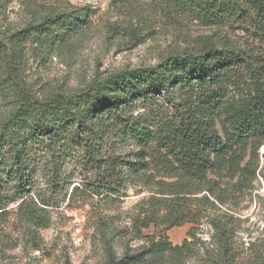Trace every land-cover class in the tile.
I'll return each mask as SVG.
<instances>
[{
    "label": "rangeland",
    "instance_id": "rangeland-1",
    "mask_svg": "<svg viewBox=\"0 0 264 264\" xmlns=\"http://www.w3.org/2000/svg\"><path fill=\"white\" fill-rule=\"evenodd\" d=\"M211 47L250 64L207 108L222 148L204 177L187 178L157 144L192 94L136 98L130 121L154 135L145 147L117 128L80 136L100 163L78 147L64 157L31 147L24 185L6 179L0 192V264H264V133L241 137L230 122L232 102L260 95L251 71L264 43L250 20L210 22L178 0H0V133L22 105L104 90L118 74Z\"/></svg>",
    "mask_w": 264,
    "mask_h": 264
},
{
    "label": "trees",
    "instance_id": "trees-1",
    "mask_svg": "<svg viewBox=\"0 0 264 264\" xmlns=\"http://www.w3.org/2000/svg\"><path fill=\"white\" fill-rule=\"evenodd\" d=\"M243 2L245 5L242 3L240 7L236 0H178L179 5L210 22H221L232 16L250 20L258 39L264 43V0ZM249 59L245 53L211 47L200 55L172 57L155 67L118 74L104 90L98 88L96 92L82 93L68 100L54 97L22 105L0 133V192L6 179H16L24 185L25 174L31 167V147H41L49 152L54 148V154L63 157L68 150L78 147V151L83 149L93 163H100L92 149V141L80 136L90 137L96 133L100 138L112 128L145 147L154 135L138 119L130 121L128 114L133 100L139 97L152 100L162 95L166 100L174 101L175 94L182 97L188 93L192 94V102L185 97L176 122L161 124L162 135L157 138V144L171 156L183 175L189 179H202L212 163L210 152L222 148L213 122L206 114L207 108L218 105V98L230 85L233 68L240 63L249 65ZM251 75L259 86L260 95L250 103L230 104L234 112L230 116L231 126L241 137L253 132L264 133V64L251 71ZM56 145L65 149L58 153ZM129 165L135 174L146 163L141 160ZM4 202L0 198V210L4 208ZM110 264L116 263L111 260Z\"/></svg>",
    "mask_w": 264,
    "mask_h": 264
}]
</instances>
